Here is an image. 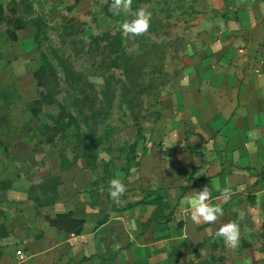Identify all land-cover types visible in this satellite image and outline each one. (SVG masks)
<instances>
[{
	"label": "rangeland",
	"instance_id": "rangeland-1",
	"mask_svg": "<svg viewBox=\"0 0 264 264\" xmlns=\"http://www.w3.org/2000/svg\"><path fill=\"white\" fill-rule=\"evenodd\" d=\"M111 3L0 0L4 11L0 24V178L19 175L39 196L44 186L54 189L58 184L63 189L59 197L74 193L82 200L83 195L85 203L101 210L107 220L129 213L139 223L150 216L153 225L161 226L155 238L180 234L183 218L175 214L180 213L179 197L184 190L176 182L191 175L188 171L195 168L199 156L200 163H206L191 148L197 142L191 137L195 117L199 122L196 90L189 87L195 78L192 74L181 81L180 71L190 61L192 67L197 65L194 55L187 56L206 43L202 36H212L220 24L210 12L209 0H133L129 14L119 16L109 10ZM139 8L151 13L150 28L130 38L120 25L133 19L132 13ZM8 19L14 23L7 24ZM17 20L23 22L22 29L16 28ZM41 69L42 85L36 77ZM37 100L41 103L36 104ZM205 105L204 110L212 111L211 105ZM190 149L194 160L186 166V175H180L179 169L169 174L171 162L165 164V160L174 157L188 162ZM113 178L126 186L119 203L109 196ZM0 184L6 186L3 181ZM139 224L133 223L131 229L139 230ZM165 224L170 226L166 234ZM143 227L150 229V219ZM28 228H24L27 239L36 242L43 237L40 230ZM114 236L110 226L105 256L92 259L98 256L96 249L89 258L93 261L83 259L84 263L122 264ZM260 236L264 240V227ZM201 241L196 245L188 239L184 255L174 264H224L227 247L222 238ZM111 244H115L112 249ZM33 248L42 250L28 247L23 251ZM166 249H150V254L160 262ZM16 252L12 264H64L68 258L54 260L53 255H46L35 263L19 259Z\"/></svg>",
	"mask_w": 264,
	"mask_h": 264
},
{
	"label": "crops",
	"instance_id": "crops-1",
	"mask_svg": "<svg viewBox=\"0 0 264 264\" xmlns=\"http://www.w3.org/2000/svg\"><path fill=\"white\" fill-rule=\"evenodd\" d=\"M208 4L220 27L212 36H202L206 43L187 56L194 55L197 65L192 67L190 61L180 71L183 73L181 81L192 74L195 78L190 80L189 87L196 90L194 105L199 122L195 117L191 137L197 142L191 148L206 161L201 164L199 156L195 168L192 170L191 166L188 171L191 175L184 181L178 178L180 182H176L184 190L179 197L180 213L175 214L183 218L181 233L155 238L161 226L153 225L155 222L150 216L140 219V224L138 220L132 221L133 215L129 213L112 215L107 220L101 210H94L85 203L83 195L82 200L74 193L59 197L63 190L61 185L55 184L54 189L44 186V194L39 196L19 175L15 179L3 177L0 181L6 186L0 184V189L5 191L0 193V264H12L17 249L19 259L22 253L25 257L21 260L30 259L35 263H40L46 255H53L56 260L58 251L63 248V254L57 259L67 256L64 264H74V259L76 264L84 263L83 259L89 260L96 249L98 256L92 259L99 260L106 254L110 226L114 227L117 256L122 264H174L184 255L182 251L188 239L197 242L196 245L202 243V239H209L211 243L218 239L213 238L215 232L228 222L239 226L240 243L235 248L226 246L224 264H264V240L260 236L264 227V0H209ZM205 104L211 105L212 111L204 110ZM185 144L186 140L183 145L186 150ZM192 151L189 150L188 162L174 160V157L165 160V164L171 162L169 174L179 169L182 170L180 175H186V166L194 160ZM205 186L212 191L209 203L221 207L223 215L213 223L197 224L190 218L189 200L195 190ZM224 188L231 191L226 203L221 195ZM69 212L74 218L84 220L80 234L68 233L49 220ZM149 219L150 229L144 230ZM133 223L143 230L142 227L137 231L131 229ZM26 226L40 230L43 237L36 242L27 239ZM164 227L167 230L170 226L165 224ZM243 239L249 243L245 244ZM28 247L42 250L30 249L27 256L23 250ZM165 247L168 251L162 261L151 256L150 249L159 251Z\"/></svg>",
	"mask_w": 264,
	"mask_h": 264
},
{
	"label": "clouds",
	"instance_id": "clouds-1",
	"mask_svg": "<svg viewBox=\"0 0 264 264\" xmlns=\"http://www.w3.org/2000/svg\"><path fill=\"white\" fill-rule=\"evenodd\" d=\"M133 0H112L109 10L113 15L119 16L122 13L127 15L132 9ZM133 19L126 20L120 25V30L127 34L130 38H135L146 33L150 28L151 13L145 8H139L132 13ZM126 186L118 178H113L109 182V196L119 203V198L125 193ZM221 195L226 203L231 191L224 188ZM212 199V191L208 186L202 190L196 191L194 197L190 198V218L193 222L210 224L217 221L219 216L223 215V211L219 206H213L209 203ZM217 238H222L227 247L235 248L240 243V229L234 222L223 224L214 234Z\"/></svg>",
	"mask_w": 264,
	"mask_h": 264
},
{
	"label": "trees",
	"instance_id": "trees-1",
	"mask_svg": "<svg viewBox=\"0 0 264 264\" xmlns=\"http://www.w3.org/2000/svg\"><path fill=\"white\" fill-rule=\"evenodd\" d=\"M3 9L0 8V24L3 21ZM14 23L13 20L8 19L7 24H12ZM24 27L23 22L21 21H16V28L17 29H22ZM8 33L11 35L12 39L17 40V34L9 28ZM36 77L39 80V84L42 85V69L39 70L36 73ZM45 98V96H44ZM36 104H40L41 101L37 100L35 102ZM34 114H37V112H34ZM109 135L113 134V131H108ZM52 225H55L59 228H62L64 230H66L68 233H75V234H80L82 232L83 226H84V220L83 219H76L73 217V213L69 212V213H64V214H58L55 218H50L49 219ZM1 257V255H0Z\"/></svg>",
	"mask_w": 264,
	"mask_h": 264
},
{
	"label": "built area",
	"instance_id": "built-area-1",
	"mask_svg": "<svg viewBox=\"0 0 264 264\" xmlns=\"http://www.w3.org/2000/svg\"><path fill=\"white\" fill-rule=\"evenodd\" d=\"M21 259H23L25 256L22 253H19Z\"/></svg>",
	"mask_w": 264,
	"mask_h": 264
}]
</instances>
